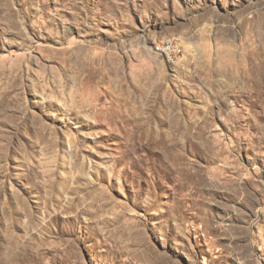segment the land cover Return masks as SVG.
I'll list each match as a JSON object with an SVG mask.
<instances>
[{"label": "rangeland", "instance_id": "obj_1", "mask_svg": "<svg viewBox=\"0 0 264 264\" xmlns=\"http://www.w3.org/2000/svg\"><path fill=\"white\" fill-rule=\"evenodd\" d=\"M0 264H264V0H0Z\"/></svg>", "mask_w": 264, "mask_h": 264}, {"label": "bare ground", "instance_id": "obj_2", "mask_svg": "<svg viewBox=\"0 0 264 264\" xmlns=\"http://www.w3.org/2000/svg\"><path fill=\"white\" fill-rule=\"evenodd\" d=\"M172 43L174 44L175 48H177L174 53L180 51V49H178L177 45L173 41L169 40L166 43H164L161 47H159V50L161 51V53L163 55L169 56V55H171L173 53V49L172 48H165V47L171 46ZM163 49H164V51H163Z\"/></svg>", "mask_w": 264, "mask_h": 264}, {"label": "built area", "instance_id": "obj_3", "mask_svg": "<svg viewBox=\"0 0 264 264\" xmlns=\"http://www.w3.org/2000/svg\"><path fill=\"white\" fill-rule=\"evenodd\" d=\"M165 48H172V49H173V54H174V52H175L176 49H177V48H175V46H174L173 43L171 44V46H169V47H165ZM165 48H164V49H165ZM164 49H163V51H164Z\"/></svg>", "mask_w": 264, "mask_h": 264}]
</instances>
